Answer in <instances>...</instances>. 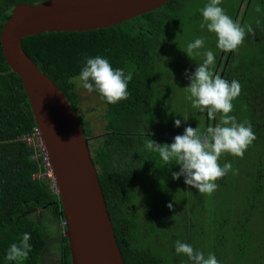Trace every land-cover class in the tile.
Returning a JSON list of instances; mask_svg holds the SVG:
<instances>
[{"label": "trees", "instance_id": "1", "mask_svg": "<svg viewBox=\"0 0 264 264\" xmlns=\"http://www.w3.org/2000/svg\"><path fill=\"white\" fill-rule=\"evenodd\" d=\"M40 1L0 0V34L16 4ZM179 1L107 28L28 35L23 47L66 94L81 120L126 264H191L186 255L176 253L177 240L206 257L214 254L221 264H264V0H247L240 22L246 33L251 26L254 34L247 33L243 44L229 52L223 74L242 86L229 115L238 122L241 111L244 122L251 123L256 139L246 152L254 148L257 161L245 173L250 177L245 188L242 174L234 169V156L222 154L219 163H231L232 171L216 181L219 186L209 198L186 185L183 176L174 179L171 173L180 171V165L165 164L144 144L149 138L159 144L174 142L163 137L157 141L148 128L156 122V103L171 101L165 100L164 82L156 78V57L182 24L185 1ZM84 54L105 57L113 68L133 73L128 99L111 104L99 92L68 82L81 71ZM231 60L234 71L241 72L237 78L230 76ZM37 126L22 80L6 61L0 39V264H73L61 194L43 174L38 148L24 139ZM164 176L186 189L167 210L164 195L161 205L157 197L139 191L142 184L149 182L151 188ZM223 184L240 191L238 203L219 196ZM138 198L143 213L140 205L134 209ZM24 233L31 237L28 258L8 261V248Z\"/></svg>", "mask_w": 264, "mask_h": 264}, {"label": "water", "instance_id": "2", "mask_svg": "<svg viewBox=\"0 0 264 264\" xmlns=\"http://www.w3.org/2000/svg\"><path fill=\"white\" fill-rule=\"evenodd\" d=\"M170 0H44L16 4L0 34L6 61L21 80L47 147L67 221L73 264H126L89 139L66 94L23 47L24 37L120 24Z\"/></svg>", "mask_w": 264, "mask_h": 264}, {"label": "clouds", "instance_id": "3", "mask_svg": "<svg viewBox=\"0 0 264 264\" xmlns=\"http://www.w3.org/2000/svg\"><path fill=\"white\" fill-rule=\"evenodd\" d=\"M219 5L221 0H210L201 9L203 20L208 31L218 37V48L231 52L243 44L247 33L254 32L251 26H247L246 33L245 27L229 17ZM204 27L205 24H201V28ZM203 45L204 39L197 38L187 45L186 50H182L193 58L199 54L195 50ZM204 55V61L188 76L191 83L187 86V92L190 94L187 98L192 101L193 108L207 110L210 117L222 113L219 123L209 126L204 132L198 127L188 126L183 134L174 137L171 144H159L151 138L146 139L144 144L149 151L159 153L165 164L174 162L180 165V171L171 173L174 179L179 180L183 176L186 185L194 187L199 193L211 195L219 186L216 181L232 171L231 163L221 166V155L230 153L243 158L256 136L250 122H237L235 116L229 115L233 110L232 101L241 93V84L236 80L229 82L218 74L214 75L210 68L215 62L214 54L209 50ZM132 79V72L126 73L124 69L113 68L107 58L84 54L81 71L78 76L70 77L68 82L76 83L78 89L83 88L89 93L97 91L108 103L116 104L128 99V84ZM181 123L180 119L175 120L176 127H180ZM56 191H59L58 184ZM168 207L171 208L172 204ZM30 238L29 233H24L18 243L11 244L6 259L26 260L31 251ZM175 251L177 254L186 255L191 264H221L214 254L206 257L203 252L196 251L191 245L179 240L176 241Z\"/></svg>", "mask_w": 264, "mask_h": 264}, {"label": "rangeland", "instance_id": "4", "mask_svg": "<svg viewBox=\"0 0 264 264\" xmlns=\"http://www.w3.org/2000/svg\"><path fill=\"white\" fill-rule=\"evenodd\" d=\"M184 9L186 14H183L182 24L178 29H175V33L171 34L167 39L166 43L163 46L159 47L158 56L156 57V69L157 75L156 78L159 81H163L165 88L164 92L167 94L166 99L170 101L169 103H156L154 114L156 117L160 115L162 118L155 117V123L152 127L148 129L152 130L154 134H150L152 137L156 138L157 141L163 138H167L168 140L174 139V137L178 134H183L186 127L191 126L193 128H199L201 132L206 131L209 126H214V119L217 120L215 125L220 121L222 117V113L215 114L214 117L209 116V120H206L203 113L198 108L192 107V101L187 98L190 95L187 92V86L191 83L188 78L189 75L195 72V69L199 66V63H202L206 58L204 53L206 51H212L214 54L215 62L214 65L210 66L214 75H220L223 78L224 74V66L226 64V59L228 57L229 52H225L218 48V37L215 33L209 32L206 26V22L203 20L201 9L210 2V0H184ZM178 3L180 1L178 0ZM247 0H221V5L225 11V13L231 17L234 21L240 22V18H242V12L246 6ZM201 24H205L204 28H201ZM242 25V24H241ZM197 38L204 39V45L202 48L195 50L198 52V55H194L193 58L189 57L186 53L187 45L191 42H194ZM164 43V42H163ZM184 49V50H182ZM238 51L236 55L233 57L237 59ZM232 58V59H233ZM232 65V70L230 71L231 77H238L241 72L234 71L235 64L230 61ZM245 72L244 70H241ZM96 98V97H95ZM233 103V102H232ZM98 105V103L96 104ZM233 103V107H234ZM99 106V105H98ZM102 109V107L100 106ZM99 109L93 108V111ZM207 110H204V112ZM103 112V110H102ZM101 112V113H102ZM199 112L201 115L197 114ZM234 112V110H233ZM239 120L238 122H244L245 119L242 117V112L239 111L238 114ZM181 120V126H175V120ZM187 119V120H185ZM207 122V125H206ZM173 126L175 128H173ZM250 153L246 154V159H239L234 156V169L238 171L240 174V179L245 188H247V182L250 180L249 174H245L248 171L252 164L257 161L255 159L254 148L249 149ZM234 174V173H233ZM244 174V175H243ZM149 182L142 184L143 187L139 190L141 193L151 194L152 199L158 198L157 201L159 203H163L162 195L166 197L164 201L163 210L168 209V205L173 201L174 198H180L185 195V187L181 182L177 184L171 178L161 177L155 180L151 186L148 187ZM182 185V186H181ZM243 191V189L240 187ZM149 192V193H148ZM240 191L230 184H223L220 186V191L218 194L221 197H225L226 201L233 202L234 204L238 203V198L240 197ZM197 194V193H196ZM206 195V194H204ZM210 195H208L209 198ZM188 200L191 197L187 198ZM138 204L134 205V209L139 206L140 210H143L141 207L140 198L137 200ZM180 205L184 204L183 198L180 200ZM145 211H141L142 213ZM170 212V211H168Z\"/></svg>", "mask_w": 264, "mask_h": 264}, {"label": "built area", "instance_id": "5", "mask_svg": "<svg viewBox=\"0 0 264 264\" xmlns=\"http://www.w3.org/2000/svg\"><path fill=\"white\" fill-rule=\"evenodd\" d=\"M24 139L27 140L29 144H34L38 148V155L42 156L40 160L41 164L45 166V171H43V174L50 178L51 187L56 191L57 183L55 179V172L47 151V147L42 137L41 128L39 126L35 127L34 131L31 134L24 136Z\"/></svg>", "mask_w": 264, "mask_h": 264}, {"label": "flooded vegetation", "instance_id": "6", "mask_svg": "<svg viewBox=\"0 0 264 264\" xmlns=\"http://www.w3.org/2000/svg\"><path fill=\"white\" fill-rule=\"evenodd\" d=\"M204 115H205V120H206V116H207V119L209 120V115H208V113L206 111L204 112ZM209 121H210V124H211V119ZM215 123H216V120L214 119V126H215ZM206 125H207V122H206Z\"/></svg>", "mask_w": 264, "mask_h": 264}]
</instances>
